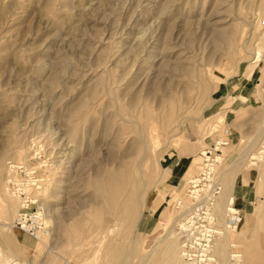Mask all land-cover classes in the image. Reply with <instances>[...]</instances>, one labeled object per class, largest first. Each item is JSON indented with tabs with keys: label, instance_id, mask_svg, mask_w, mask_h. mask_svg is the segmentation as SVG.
Returning a JSON list of instances; mask_svg holds the SVG:
<instances>
[{
	"label": "rangeland",
	"instance_id": "obj_1",
	"mask_svg": "<svg viewBox=\"0 0 264 264\" xmlns=\"http://www.w3.org/2000/svg\"><path fill=\"white\" fill-rule=\"evenodd\" d=\"M225 141L202 182L222 189L220 220L230 201L240 212L217 264H262L264 213L245 224L264 204V0H0V193L12 165L33 166L50 221L40 240L22 234L6 194L17 211L0 208V264H183L188 182ZM116 172L132 184L108 234L97 184Z\"/></svg>",
	"mask_w": 264,
	"mask_h": 264
},
{
	"label": "built area",
	"instance_id": "obj_2",
	"mask_svg": "<svg viewBox=\"0 0 264 264\" xmlns=\"http://www.w3.org/2000/svg\"><path fill=\"white\" fill-rule=\"evenodd\" d=\"M209 155L212 156V153L209 152ZM11 169L17 175L8 179V188L22 202L14 227L29 238L38 240L45 225L33 192L38 188L37 184L41 180L34 177L32 166L16 164L12 165ZM210 178V175L202 173L197 182L193 184L191 192L188 193L194 201V205L185 219L184 226L182 225L184 227V244L188 247L186 248L188 254L184 256L183 264L210 263L211 249L215 240L219 237L218 234L221 225H223L222 220L216 216L213 208V199L216 195H219L221 188L218 185L213 186L210 184L211 188L209 187L208 191L207 185H202V182H208ZM204 195H207V199L199 200V197ZM237 212L239 211L237 210ZM237 217L238 214L230 213L225 223L232 227Z\"/></svg>",
	"mask_w": 264,
	"mask_h": 264
},
{
	"label": "bare ground",
	"instance_id": "obj_3",
	"mask_svg": "<svg viewBox=\"0 0 264 264\" xmlns=\"http://www.w3.org/2000/svg\"><path fill=\"white\" fill-rule=\"evenodd\" d=\"M258 55L260 56L261 55V53L259 52L258 53ZM262 57V56H261ZM260 58V57H259ZM150 128V127H149ZM151 131L153 130V128H151L150 129ZM150 131V132H151ZM152 133V132H151ZM150 133V134H151ZM150 137V136H149ZM152 138V141H155V139H153V137H151ZM157 139V138H156ZM156 142H157V140H156ZM243 142V141H242ZM153 145V144H152ZM155 145H158V143L156 144H154V147H155ZM159 145H160V143H159ZM224 146V147H223ZM229 146V142H217L216 143V148H212L211 149V151H206V152H204V154H203V157H205L206 158V161H208V163H206V165H204L203 167H202V170H201V172H200V174H199V176L202 174V173H206V174H208V175H210V174H212V173H215V169H216V167H215V165L217 164V163H219L220 161H221V158H212L211 156H209V152L210 153H212V154H214L217 150H222L223 148H227ZM151 151H153V150H151ZM22 154H24V152H19V154H18V156L17 157H19V158H21L22 156ZM197 154V153H196ZM215 155H217L216 153H215ZM27 157H28V155H27ZM252 164V163H251ZM22 165V164H21ZM25 165V164H24ZM33 167V166H32ZM207 168V169H206ZM33 170V169H32ZM11 172H12V169H11ZM11 177H16L15 175H14V173L12 172V174H11V176H9V178H11ZM9 178H7V182H6V186H7V189L5 190V191H8V192H10L13 196H16V195H14L10 190H9V188H8V179ZM197 179H198V176H195V177H193L189 182H188V184L190 185V188L192 189L193 188V184L194 183H196L197 182ZM41 183H44V181H40V183H38L37 185H38V188H36L35 189V192H33L34 193V195H35V198H36V200H37V202L39 203V197H38V192L40 191V188H41ZM123 183H125L126 185H131L132 184V180H130V178H129V174H121V173H119V172H116V173H112V174H110L109 175V177L106 179V180H104V181H101V182H99L98 184H97V189H98V191H100L101 193H104L105 195H107L106 197H107V199L109 200V202H110V204H111V209H110V216H111V221L109 222V223H107L108 221H107V219L104 221V219L102 218V217H100V216H98L97 215V224L100 226V227H103L104 225H105V223H106V225H107V233L108 234H113L114 232H116V226H115V224H114V219H115V217H117V215H118V211L120 210V207H121V204H119V201L121 200V198H122V191H123V187H124V185H123ZM5 186V187H6ZM49 186V185H48ZM209 187L211 188V186H209V185H207V189H208V191H209ZM43 189V188H42ZM48 190V189H47ZM221 191H222V189H221ZM221 191L219 192V195H216L215 196V198L213 199L214 201H213V208H214V211H215V206L217 205L216 204V202H217V200H218V198H219V196H220V194H221ZM191 192V191H190ZM10 193H5V194H2V193H0V208L2 209V211H3V214H5V215H8V216H13L14 214V211L16 212L17 210H16V204L14 203V202H12L11 200H9L8 199V197L6 196V194L7 195H10ZM205 193H207V192H205ZM12 195H11V197H12ZM17 197V196H16ZM18 198V197H17ZM189 198H191V196H189ZM19 199V198H18ZM131 199H133V197L131 198ZM207 199V195H204V196H201V197H199V200H206ZM127 200V199H126ZM125 200V201H126ZM128 200H129V198H128ZM127 200V201H128ZM135 200V199H134ZM198 200V199H197ZM226 200V199H225ZM19 201H20V208H21V205H22V202H21V200L19 199ZM122 201V200H121ZM131 201V200H130ZM130 201H129V203H130ZM159 201L160 202H162L163 201V197L162 196H160L159 197ZM192 201V200H191ZM234 203H235V201L234 202H232V201H230V204H229V206H228V208H227V210H226V215H227V218H229V216H230V213L231 214H240V212H237V209L236 208H234ZM193 205H194V203L192 202V206H191V208L190 209H188L187 210V212H186V214H185V212H184V214H183V218H182V221H181V224H179V227L180 228H182V231H183V229H184V227H182V222H183V220H185L187 217H188V215L190 214V212H191V210H192V207H193ZM129 206H131V205H129ZM129 206H128V208H129ZM264 204H262L258 209H256L255 211H254V213H251V214H246V218H247V222H246V224H245V226H247V227H252L253 225H254V223H256L258 220H260L261 218H262V214L264 213ZM39 209H40V212H41V215L43 216V220H44V225L46 224V225H49L50 224V221L49 220H47V218H46V223H45V217H44V213H43V210H42V208L39 206ZM216 209H217V211L220 209V205H218V207L216 206ZM143 211H144V207L142 208V209H140L139 211H137V206L136 205H133L131 208H130V212H131V214H132V216H131V218H130V220L128 221V223H127V225H131L132 224V220L133 219H136L137 217H138V219L142 216V214H143ZM215 213H216V211H215ZM18 216V215H17ZM137 216V217H136ZM218 218H220L219 216H217ZM17 218V217H16ZM171 219V218H170ZM170 219H167V217H166V223H161V225L160 226H163V230H166V229H168V227H170L169 226V224L171 223L170 221ZM221 219V218H220ZM16 220V219H15ZM110 220V219H109ZM225 221H227V219L226 220H224L223 219V221H222V224L223 225H221V230L219 231V237L215 240V243L213 244V247H212V249H211V255H210V263H208V264H217V258H216V256H215V253H217V251H218V247H217V245H216V243L218 242V240H219V238L222 236L224 239H226L227 240V242L229 243V242H233V236H232V234L231 233H228V229H230L231 227H229L228 226V224L227 223H225ZM260 223L261 222H258V224L260 225ZM46 225H45V227H44V230L40 233V236H39V239L38 240H40L41 239V236H46V235H48V232H45L46 231ZM159 226V227H160ZM155 229H157V228H155ZM172 232V231H171ZM218 232V231H217ZM169 235H170V237L169 238H167V242H168V244L166 243V246H167V251H169V250H174L175 249V247H176V241H174V238H175V236H174V234H170V233H168ZM231 236V237H230ZM181 238V237H180ZM185 243V241L183 240V241H181V250H182V253H181V258H182V261L185 259V257L184 256H187V250H186V248H188L187 246H186V244H184ZM222 248H224L223 246H222ZM222 248H220L221 250H222ZM178 249H179V247H178ZM171 252V251H170ZM221 252V251H220ZM169 253V252H168ZM221 255V254H220ZM241 256L240 255H236V254H234L233 252H229V254H228V261L230 262V261H232V260H236L237 261V259L238 258H240ZM176 259V258H175ZM222 260H223V258H221ZM172 260H174V259H172ZM258 260V259H257ZM175 262L173 261V262H171L170 261V264H174ZM259 263H262V264H264V257H261V258H259Z\"/></svg>",
	"mask_w": 264,
	"mask_h": 264
},
{
	"label": "crops",
	"instance_id": "obj_4",
	"mask_svg": "<svg viewBox=\"0 0 264 264\" xmlns=\"http://www.w3.org/2000/svg\"><path fill=\"white\" fill-rule=\"evenodd\" d=\"M249 67H248V73H247L248 78H243V79L239 80V82H238V86H239V89L241 92V96L245 97L247 99L252 97V94L247 93V92L252 89L251 87H252V85L254 83V79L256 77L255 76V74H256L255 70L256 69H254V68L250 69ZM240 111H242V110H240ZM240 111H237V112H240ZM237 112H236V114H237ZM197 165L198 164L192 163L187 170H189L190 168L197 166Z\"/></svg>",
	"mask_w": 264,
	"mask_h": 264
}]
</instances>
